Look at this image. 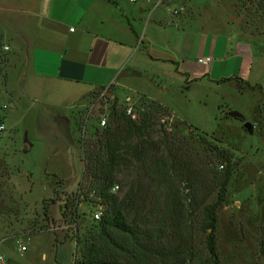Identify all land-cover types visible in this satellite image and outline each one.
<instances>
[{
  "label": "rangeland",
  "instance_id": "rangeland-1",
  "mask_svg": "<svg viewBox=\"0 0 264 264\" xmlns=\"http://www.w3.org/2000/svg\"><path fill=\"white\" fill-rule=\"evenodd\" d=\"M189 1L197 11L193 5H185ZM231 1L161 0L157 10L169 16L183 10L188 23L215 21L228 15L230 22L238 23L239 28L242 19L236 16L234 9L230 15ZM145 2L121 0L124 6L137 10ZM150 2L154 6L158 0ZM245 35L251 36V32ZM254 37L263 39L260 43L255 42L254 50L256 54L264 55V34ZM13 67L14 62H10V74L15 71ZM254 70L258 74L256 79L264 81L262 58H255ZM25 83L21 84L22 94L15 93L13 98L5 97L0 102V123L4 122L5 128L0 133V174L7 178L6 186L16 202L13 215L16 218L0 216V257L4 260L0 264H73V239L56 243L46 231L31 233L25 229L33 228L36 222L40 226L45 209L50 218V230L64 224L60 206L77 192L84 171L80 139L87 143L104 141V132L97 123L99 114L110 110L111 103H96L97 90L85 98V106L80 110L63 104L49 106L28 97ZM140 85V91L130 89L119 93L117 104L122 106L126 96L141 100L144 97L146 102H152V98L163 102L182 120L174 119L172 124L185 123L173 132L177 142L184 150L188 148L198 162H212L210 169L215 174L223 172L221 163L200 140H217L233 153L238 164L228 186L226 201L217 211L219 255L223 264H264V91L241 90L234 84L186 83L183 79L175 81L171 76L156 77L153 82L145 79ZM94 102L97 106L90 110ZM231 113L238 115L231 116ZM81 118L85 123L80 132L75 123ZM246 125L251 129H246ZM160 136L156 125L153 139L156 141ZM166 156V148L160 146L150 151L144 163L133 161L119 170L116 194L124 198L131 193L126 214L131 221L139 217L144 228H154L164 219L169 186L160 183L157 166L166 160ZM87 186L84 182V187ZM178 190L180 197L185 199L187 190L183 184ZM214 198L215 194L210 200ZM93 200V203L81 202L80 213L92 214L96 209V199ZM87 220L91 222L89 216ZM170 224L168 220L167 225ZM55 233L57 236L58 232ZM203 235L200 231L196 235V249L201 256ZM21 244L26 246L25 252L19 251Z\"/></svg>",
  "mask_w": 264,
  "mask_h": 264
},
{
  "label": "crops",
  "instance_id": "crops-1",
  "mask_svg": "<svg viewBox=\"0 0 264 264\" xmlns=\"http://www.w3.org/2000/svg\"><path fill=\"white\" fill-rule=\"evenodd\" d=\"M183 12L169 16L150 0L138 10L121 0H0V36L15 70L9 88L22 94L25 81L35 102L79 110L96 90L109 87L117 100L123 90L140 91L141 82L156 77L216 86H237L239 78L253 87L248 91H264L254 70L255 58L264 60L254 44L263 39L245 35L228 15L188 23ZM206 57L209 65L199 62ZM56 229L46 231L54 242L73 239L65 223Z\"/></svg>",
  "mask_w": 264,
  "mask_h": 264
},
{
  "label": "trees",
  "instance_id": "trees-1",
  "mask_svg": "<svg viewBox=\"0 0 264 264\" xmlns=\"http://www.w3.org/2000/svg\"><path fill=\"white\" fill-rule=\"evenodd\" d=\"M233 9L242 19L240 30L243 33L251 32L252 36L264 34V0H234ZM10 62L0 36V102L5 97L15 96L9 88ZM235 80L241 90L253 88L239 78ZM141 110L140 121L134 122L117 104L113 105L109 124L103 130L104 141L87 143L80 139L84 155L82 180L77 192L60 206L63 221L68 226L66 234H70L75 243L73 264H223L218 251L217 211L226 201L228 186L238 164L233 153L224 148L222 142L199 138L223 166V172L215 174L210 169L212 162H198L188 148L184 150L177 142L173 132L185 123H173L168 127V123L161 120L170 112L159 103L146 102L144 97ZM79 121L76 125L81 132L85 120L81 118ZM156 125L161 136L155 141L153 129ZM160 146L166 148L167 154L166 160L157 167L160 183L162 181L169 186L168 204L164 219L154 228H144L139 217L131 221L126 214L131 193L119 198L111 193V188L116 185L122 166L133 161L144 163L150 151ZM6 181L7 178L0 174L1 217H11L16 210V202ZM84 182L88 183L87 187H84ZM180 184L187 190L185 199L179 195ZM80 188L84 195H78ZM214 194L215 198L210 200ZM94 198L96 204L104 206L100 221H95L92 214L79 211L81 202L88 200L93 203ZM88 216L91 222L87 220ZM168 220L170 225H167ZM49 223L45 209L43 223L37 226L36 222L25 232L48 231ZM198 231L204 234L202 256L196 249Z\"/></svg>",
  "mask_w": 264,
  "mask_h": 264
},
{
  "label": "built area",
  "instance_id": "built-area-1",
  "mask_svg": "<svg viewBox=\"0 0 264 264\" xmlns=\"http://www.w3.org/2000/svg\"><path fill=\"white\" fill-rule=\"evenodd\" d=\"M132 2H138L139 0H131ZM142 1H146L148 2L149 0H142ZM161 4V0H158V2L154 5L155 8H157L159 5ZM176 13V12H175ZM5 50H7V48L5 47ZM200 63L204 64V65H209L211 62V58L210 57H206L203 59L199 60ZM101 101H107L111 103V107L113 105L117 104L116 99L113 96H109V87L106 88H102L99 90V96L96 98L95 102L99 103ZM92 103V106L90 107V110H93L97 104L96 103ZM140 104H141V98H132L130 96H126L124 99V103L122 104V106H119V108H122L125 115L131 119L134 122H139L141 119V108H140ZM4 108H6V106H4ZM175 119L173 114H169L166 115L162 118L161 122L166 124L168 123V127H171L172 121ZM110 121V110H108L106 113H100L99 114V119H98V128L101 130H104ZM5 130L4 128V124L0 123V133L3 132ZM220 168H223L222 165H220ZM119 187L118 185H114L111 188V193L116 194L118 191ZM84 190L82 188L79 189L78 191V195H84ZM81 198H83V196H80ZM90 197H93V194L90 195ZM103 211H104V206L102 204H96V209L92 212V217L95 221H100L103 215ZM19 251L20 252H25L26 251V246L25 245H19ZM0 262L3 263L4 260L2 257H0Z\"/></svg>",
  "mask_w": 264,
  "mask_h": 264
},
{
  "label": "water",
  "instance_id": "water-1",
  "mask_svg": "<svg viewBox=\"0 0 264 264\" xmlns=\"http://www.w3.org/2000/svg\"><path fill=\"white\" fill-rule=\"evenodd\" d=\"M230 115H231V116H237L238 114H236V113H231ZM245 128L248 129V130H250V129H251V126H250V125H246Z\"/></svg>",
  "mask_w": 264,
  "mask_h": 264
}]
</instances>
